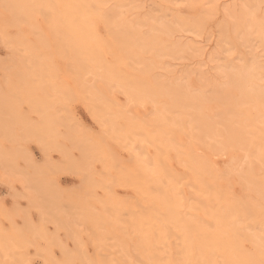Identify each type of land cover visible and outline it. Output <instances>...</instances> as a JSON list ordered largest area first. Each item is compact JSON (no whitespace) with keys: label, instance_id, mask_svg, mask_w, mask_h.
Listing matches in <instances>:
<instances>
[{"label":"bare ground","instance_id":"6f19581e","mask_svg":"<svg viewBox=\"0 0 264 264\" xmlns=\"http://www.w3.org/2000/svg\"><path fill=\"white\" fill-rule=\"evenodd\" d=\"M62 1L60 10L56 3L53 6L51 0H0V5L9 8L7 10L12 17L4 24L18 23L23 19V12L28 14V6L30 10L33 8V12L46 6L43 13L39 10V15L47 22L45 31L48 36L33 27L32 32L36 36L33 44L21 36L11 38L5 27H0L2 40L13 49L15 58L21 64L30 63L36 70L31 74L36 81L30 85L24 82V76L21 77V69L25 65L19 63L15 70L18 72H14L18 84L9 88L15 92H28L34 84L42 87L53 72L50 60L53 57L66 60L67 74L77 94L95 111V118L106 127L105 133L119 142L138 143L137 153V149H134L135 153L132 149V165L122 166L118 172L119 180L132 185L139 195V200L128 209L133 215H141V219L137 216L136 221L140 223L136 225H143L144 231L153 230L160 236L173 232L179 241L182 264H205L208 260L214 264H264V59H258L260 57L254 54L252 45L255 44L250 41L254 29L264 51V0H239L224 3L221 10L216 9L221 13L218 22H214L219 42L215 40L218 49L210 53H205V46L200 47L195 40L185 39L181 34L185 31L196 36L201 34L203 22L211 18L210 15L204 16V8L197 17L186 19V16L181 18L174 13L168 20L169 9L166 10L170 13L167 16H149L138 12V6L130 0H116V5L103 13L92 11L100 8L99 0ZM217 1L208 0L207 3L215 7ZM100 24L105 37L99 35L97 28ZM144 26L147 30L143 29ZM231 56L236 61L230 60ZM172 62L183 66L182 72L176 74L175 63ZM156 68L160 70L157 73ZM99 84L104 85L109 94H124L128 103L145 108L150 106L152 116L134 120L121 114L125 123L119 129L115 123L117 119L107 109L108 104L104 105V100L97 95ZM32 104L33 110L44 120L41 127L28 128L34 130L36 141L42 145L43 135L47 132L51 138L55 137L52 130L60 121L48 119L46 106ZM114 128L116 132L112 131ZM8 135L10 137L11 133ZM180 135L184 137L183 141ZM145 147H152L155 151L153 158L143 157L142 149ZM79 148L85 154L95 149L93 145L85 147L82 143ZM230 149L240 152L237 156L241 159L240 168L236 172L241 180L243 197H238L233 191H221L216 182L218 171L210 155L222 157ZM16 154L19 152L9 154L0 150V159L4 160L2 168L17 170L16 167L13 169L12 163ZM172 158L190 170L196 179L193 188L196 199L186 204L185 212L178 209L179 198L173 191L176 185L168 163ZM74 168V171L79 168L82 172L88 169L85 165ZM25 177L20 178L25 189L29 186L26 182L32 187L38 183L42 189L41 185L46 187L39 180L32 183L35 178ZM49 195L45 196L49 199L46 207L50 203L52 208L56 201ZM71 204L72 209L73 206L79 207L78 201H71ZM192 210L202 211L209 222L192 216ZM48 211L51 214L52 210ZM48 211L45 210L42 217H51ZM105 211L116 215L118 208L108 203ZM85 214L94 220L95 216L89 211L85 210ZM1 216L4 217L3 214ZM97 217L103 218L96 215V223L99 221ZM4 218L9 217L5 215ZM11 225L14 228L11 232L0 231L2 257H13V247L22 245L24 241L25 233L17 232L15 224ZM30 225H25L27 234L45 236L42 227L37 232ZM65 226L64 229L67 228ZM93 230L96 231L95 228ZM146 239H143L142 247H148L150 251ZM48 241L55 244L52 239ZM148 254L145 258L149 264H178L165 260L154 250Z\"/></svg>","mask_w":264,"mask_h":264},{"label":"rangeland","instance_id":"374dc122","mask_svg":"<svg viewBox=\"0 0 264 264\" xmlns=\"http://www.w3.org/2000/svg\"><path fill=\"white\" fill-rule=\"evenodd\" d=\"M115 1L99 0L100 3L98 4L101 5L98 8L99 11L97 8L92 11H94L93 13H103V11L110 10L116 5ZM235 1L238 2L239 0H226V2L225 0H218L215 7L210 3L211 7L213 6L212 9L210 4L208 5V0H130L132 4L138 6V12L149 16L158 14H160L159 17H161V14L167 16L170 13H166L168 12L166 10L169 9L171 14L167 16V18L169 17L168 20L174 13L181 18L186 16V19H191L197 17L198 14L200 15L201 10L203 11L204 8L203 12L206 14L201 15H207L206 17L210 15L211 18H207L203 22L204 26L202 25V27L204 29L201 34L196 36L192 32L190 34V31L181 32V34L184 38L195 40L198 46H205V53L218 49L215 42V40L218 41L215 24L218 22V18H221V13H217V11L221 10L224 3H235ZM51 3L54 4V7L56 3V8L60 10L63 7L62 0H51ZM37 7L39 6L36 5ZM44 7L46 8V6ZM43 8L42 10L34 9L33 12V8L30 10L29 6L26 7L28 14L25 13L26 11L23 14L21 13L23 17L18 14L23 19L21 21L18 16L17 18L20 21L14 25L11 23L4 24L9 20L11 21L12 17L8 12L10 10H7L9 8L0 5V27H5L11 38L16 39V37L21 36L27 42L33 44L36 41V36L32 32L33 27H37L39 31L48 36V32L45 31V23L47 22L43 19L44 17L42 18L39 15L40 11L43 13ZM218 15L220 16L218 17ZM167 18L165 19L167 20ZM215 21L216 23H214ZM97 29L99 35L105 37L101 24ZM143 29L147 30V26H144ZM2 39V33H0V104L3 102L4 105L5 102L4 106H6L1 105L3 109H0L2 111H0V118L3 117V124H5L2 126L0 120V150L9 154L19 152L12 159L13 169L16 167L15 169L19 172L2 168L4 160L0 159V209L3 211H0L2 212L0 213V231L7 234L14 229L11 224H15L14 227L17 228L15 230L17 232L22 231L25 234L22 245L13 247L15 252L13 257L11 255H5L4 257L0 255V264H98V262H101L100 264H149L146 262L145 257L148 252H153V250L154 253H160L167 261L182 264L181 253L178 252L179 241L176 239L175 234L171 232L167 236L166 234L160 236L153 230L144 231L145 228H143L142 223V226L136 225L140 223V221L137 223L136 218L138 216V219H141V215L139 213V215H133L128 210L132 204L139 200V195L132 185L119 180L118 172L122 166L132 165V149L134 153L137 149V153L138 143L136 141L134 143L130 142L132 139L126 141L130 143L119 142L105 133L106 127L102 126V122L95 118L93 114L95 111L88 106L86 100L77 94L74 83L67 74L68 64L66 60L64 61L58 57H53L50 60L53 72L51 77L46 78L42 87H37L34 84V88L28 92H15L10 89V85L17 86L18 84L17 75L15 76L14 72H18V70H15L20 62L15 58L13 49ZM250 41L255 44L252 45L254 46V54L260 57L258 59L263 60L264 51L259 45L254 29ZM234 58L229 59L236 61ZM172 63H175L176 74L182 72L183 66L176 62ZM20 65H25L21 69V77L24 76L26 80L24 82H28L30 85L33 84L36 79L31 77V74L36 72L35 66L30 63H20ZM206 68L208 69L205 66ZM156 69H154L156 72L154 70L153 72L157 73L159 69ZM96 92L101 100H104V105L107 106L108 104L107 109L112 114L111 116L117 119L115 123L119 129L123 128L125 123L121 114H126L134 120H145L153 114L150 106L145 108L143 105L128 103V99L124 94L120 92L109 94L104 85L99 84ZM29 99L33 100L29 102ZM30 103H33L32 105L39 103L42 107L46 106L48 119L60 121L52 130L56 133L55 137L51 138L48 135L50 133L44 132L47 135H43L44 144L42 145L38 144L36 133L28 126H31V128L41 127L44 117L36 110L34 111ZM65 124H68V126ZM116 130L114 128L112 131L116 132ZM8 132L11 133V138ZM180 136L179 138L183 141L184 137ZM81 143L85 147L86 145H93L94 151L85 154L79 148ZM181 143L184 144L185 142ZM142 151L144 158L154 157L155 151L152 147H145ZM239 153L238 150L230 149L222 157L219 155L214 156L213 153L210 156L215 162L213 163L215 170L218 171L216 182L219 189L229 193L233 191L238 197H243L241 180L236 172V169L240 168L241 162V159L237 158ZM23 154H25V157ZM26 156L27 159L30 158L31 160L28 159L29 163L26 161ZM168 163L176 185L173 191L174 193L177 192L175 195L180 202L178 209L185 212L187 210L186 204L196 199L193 192L196 185L195 176L174 158L172 160L168 159ZM84 165L85 168L88 167L87 171L82 172L79 168V171H74V167H84ZM25 176L31 177L30 179L35 178L31 181L32 183L40 181L46 187L41 185L42 189L39 183L36 187H32L30 183L26 182L25 184L29 186L25 189L20 183V178L24 177L26 179ZM36 177H38L37 180ZM48 193L51 194V196L49 195L50 198L52 197L56 201L52 208L50 203H48L49 208L46 207L49 199L45 196ZM71 201H78L79 207L73 206V209L70 208ZM108 203L118 208L116 215L107 213V209L105 211ZM42 205L44 210L41 211ZM45 210H52L51 214L49 211L47 212L51 217H42L46 214ZM85 210L95 216L94 220L89 219L90 216L85 214ZM192 211V216L205 223L209 222L208 216L202 211ZM4 213L6 217H9L8 219L4 218ZM160 214L165 215L164 213ZM96 215L103 216L100 219L97 217L100 222L97 220V223L95 222ZM9 219L13 222H9ZM52 219H55V221H52ZM26 224L28 226L32 224L37 232L42 227L45 236L41 234L37 235L38 237L36 235V237H33L27 234L25 231L27 229ZM63 224L67 225L65 226L67 230L64 229ZM94 228L96 231L93 230ZM69 232L72 235H69L71 234ZM145 238H147L150 251L148 247H142ZM49 239L50 241L52 239L55 244L49 242ZM18 260L19 262H17ZM205 264L214 263L208 260Z\"/></svg>","mask_w":264,"mask_h":264}]
</instances>
